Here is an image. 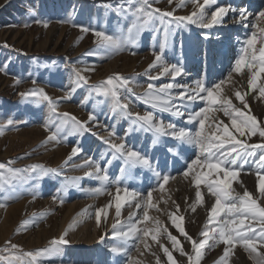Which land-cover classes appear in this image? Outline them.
<instances>
[{
  "label": "rangeland",
  "instance_id": "rangeland-1",
  "mask_svg": "<svg viewBox=\"0 0 264 264\" xmlns=\"http://www.w3.org/2000/svg\"><path fill=\"white\" fill-rule=\"evenodd\" d=\"M178 2L179 0H173V3L169 4L168 0H158L153 3V7L161 11L175 10L176 16H186L194 11L190 0L184 7H177ZM199 2L202 3L203 0ZM141 3L142 0H0V66L7 65L6 72H0V125H6L10 118L14 121L12 125L4 127L3 134L0 135V163L7 165L11 161V167L18 169L38 164L45 168L61 170L59 174L49 173L39 179L35 178L36 173H29L27 175L33 178L19 185L14 195L6 196L0 193V203L4 205L0 207V257L7 255L3 251L8 247L6 241H11L19 246V250L28 252L49 247L51 241L59 240L67 231L66 238L69 244L56 245L60 252L43 258L41 264H125L127 257L110 253L109 248L112 245L130 247L129 255L139 261V264H157V257L159 264H168L167 257L160 247L163 244L172 250L171 242L163 231L165 228L177 236L185 252L194 255L191 243L179 233L170 219L172 214L183 217L180 222L185 231L198 241L202 239L200 232L208 219V209L214 203V197L208 194L206 185L202 184L203 204H198L195 211L190 207L196 199V188L191 183V178H185L182 173L186 170L187 163L196 158L198 149L191 146H187L188 153L182 154L179 158L167 156L168 168L165 172L174 178H170L163 189L159 188L156 178L146 169L134 170L127 180V186L142 193L145 198L147 191L154 189L153 204L156 207L149 209L150 220L138 226H147L149 229L158 226L160 228L158 242L151 239L150 233L143 243L138 242L137 251L135 247H131V241L126 244L125 241L113 237V225L117 224L115 210L117 185L108 184L102 193L97 194L95 189L102 187L101 182L94 176L86 175L90 171L89 167L78 165L83 164L88 157L98 159L100 154L107 150V146L99 139L108 136L106 126L111 130L115 125L118 134L123 136L124 129L128 127L130 121L113 115L111 97L97 94L92 86L109 76L120 74L129 78L128 87L132 88V92L126 89L119 90L121 103L128 104L129 112L143 115L152 111L157 119L185 126V119L159 112L144 102L142 95L148 83H154L157 88L167 83L192 88L195 86L194 82L201 78L206 77L212 82L223 79L221 95L230 97L234 105L241 106L234 92L236 90L246 92L245 99L250 106V114L255 115L258 121L264 122V98L258 95L259 88L264 86V72L257 75L256 89L253 91L248 90L247 81L250 73L246 66L243 75L233 73L230 79L227 78L235 60L243 54L245 34L253 31L252 28L237 25L235 17L231 14L223 26L211 29H201L197 25H190L187 29L172 26L173 34L168 37V46L163 57L167 64L181 61L187 73L174 80L170 75L161 76L155 81L149 79L161 71L160 66L149 70V65L154 61L153 48L155 47L158 52L159 44L164 41V28L159 20L140 33L135 46H127L115 54L108 52L99 55L89 54L97 49V38L91 31L82 32L78 26L92 27L109 35L117 34L121 30L126 33L134 18L131 12L118 14L115 9L118 6L124 8L131 6L134 9L140 7ZM219 3L232 4L239 8L247 7L251 13L264 9V0H219ZM30 8L34 11L29 12ZM69 18L70 23L62 22ZM45 22L47 27L44 26ZM256 23L264 26V22ZM203 32L210 33V38L204 39ZM5 44L8 47H5ZM254 47L259 49V39ZM251 51L252 49H249V54ZM73 67L87 69L81 73L87 77L86 84L73 83L76 79ZM33 78L37 80L35 86L43 88L57 104L56 113L60 115L50 111L47 101L40 103L21 101L18 93L32 88ZM17 79H20L21 83L16 84ZM73 87L75 91L71 92L70 98L65 99ZM85 97L88 99L85 100ZM203 106L202 102L197 101L192 108L198 110ZM90 112L98 118L99 127L89 125L92 132L98 133V136L91 133H85L83 136L73 134L69 122V125L62 129L59 142L47 140L50 132L44 127L46 122L55 130L54 126L65 119L62 114H69L79 121H87ZM211 115L230 125L229 119L224 117L222 112H214ZM211 115L206 121V135L216 132L214 126L209 127L212 125ZM187 127L192 128V125ZM242 139L250 144L264 142L258 134ZM77 141L83 152L69 160L71 150ZM116 142L119 143V140ZM127 143L141 150L147 149L157 159L165 158L166 148L161 145L149 147L150 133H133L127 138ZM119 167V161H115L109 169L113 181L120 174ZM194 168L196 171H207L196 166ZM62 184L67 185V190L62 194L63 203H60L59 200L53 199V195ZM124 186L120 185L121 188ZM232 186L241 194L246 188L254 197L259 198L256 166L251 158ZM121 195L123 196V193ZM110 201L112 206L105 207ZM259 202L264 205V199H260ZM177 204L179 211L176 209ZM101 208L104 209L106 216L102 213V222L98 226L95 213ZM130 214L142 216V211L137 210L134 203L131 206L122 204L118 230H121L120 225H123V230L127 229ZM101 235H105L103 244L98 243ZM224 247L225 245L221 243L214 248L206 249L200 264H217ZM261 251L264 252V248ZM172 255L177 264H188L187 258L178 251L173 250ZM24 259L27 264L29 258ZM4 264L8 262L5 261ZM228 264L257 262L237 245L228 259Z\"/></svg>",
  "mask_w": 264,
  "mask_h": 264
},
{
  "label": "snow or ice",
  "instance_id": "snow-or-ice-1",
  "mask_svg": "<svg viewBox=\"0 0 264 264\" xmlns=\"http://www.w3.org/2000/svg\"><path fill=\"white\" fill-rule=\"evenodd\" d=\"M154 2H158V0H142L141 6L134 9L131 6L128 8L118 6L115 9L118 14L131 12L134 18L126 33L121 30L117 34L109 35L105 31H98L92 27L78 26L82 32L91 31L97 38V49L89 54L99 55L103 52L115 54L124 50L127 46H135L140 33L153 26L156 20H159L164 28V41L159 44L158 52L155 47L153 48L154 61L149 65V70L160 66L161 71L157 76L149 77V79L155 81L161 76L170 75L174 80L178 76L187 75V73L181 61L175 64H167L163 57V53L168 46V37L173 34L172 26L175 25L177 29L181 27L187 29L190 25H197L201 29H211L215 26H223L226 18L231 14L235 17L237 25L243 28H252L253 31L250 34H245L246 38L242 47L243 54L235 60V64L229 70L227 78L230 79L233 73L243 75L244 67L246 66L250 73L247 81L248 90L253 91L256 89L257 75L260 72H264V26H260L256 22H264V9L251 13L247 7L239 8L232 4L221 5L219 0H203L202 3L199 0H190L194 11L186 16H176L174 14L175 10L161 11L159 8H154ZM168 2L172 4L173 0H168ZM187 2L188 0H179L177 7H184ZM33 11L31 8L29 9V12ZM37 22L39 23L40 21ZM62 22L70 23L71 18ZM44 26L47 27V22H45ZM202 35L204 39H209L211 34L203 32ZM257 39H259L260 43L258 50L254 47ZM4 46L8 47L7 44ZM249 49H252L251 54H249ZM257 51L259 52L258 56ZM133 54L135 53L133 52ZM6 68V64L0 66V72H6ZM85 70L87 69L82 70L73 67L76 77L75 81H73L75 85L87 83V77L81 74ZM15 83L19 84L21 80L17 79ZM36 83V78H33V87L18 93L21 101L34 103L47 101L50 111L56 113L57 104L52 101L43 88L36 87ZM223 83V79L218 82H212L206 77L196 80L194 82L195 86L192 88L175 83L162 84L157 88L154 83H148L147 89L142 95L144 102L150 104L152 108L158 109L159 112L170 113L173 117L185 119V126H179L170 121L166 123L163 119H157L152 111H148L143 115L129 112L128 104L121 103L119 90L126 89L128 92H132V88L128 87L130 84L129 78L120 74L109 76L106 80L92 86L97 94L111 97V112L113 115L127 118L130 121L128 127L124 129L123 136L118 134L115 125L111 127V130H108L106 126L105 130L108 131V136L99 137V139L107 146V150L102 152L98 159L88 157L83 164L78 165V167H89L90 171L86 175L89 177L94 176L101 182L102 187L95 189L97 194L102 193L108 184L116 183L117 185L115 195L117 224L113 225L114 238L123 240L126 244L131 241V247H135L137 251H139V243H143L150 233L151 239L158 242V233L160 232L158 226L155 229H149L147 226H138L150 220L149 209L156 207L153 204L154 189H149L145 198L142 193L135 189H130L127 186V180L134 170L146 169L156 178L159 188L163 189L170 178H174L171 177L170 173L165 172L168 168L167 156L171 155L173 159L179 158L182 154L188 153L189 149L187 146H191L198 149L195 154L196 158L187 163L186 170L182 173L185 178H191V183L196 188V199L190 207L192 211H195L198 204H203L202 184L206 185L208 194L214 197V203L208 209V219L200 232L202 239L198 241L194 240L185 231L180 222L183 217L175 214L170 216L171 223L191 243L194 255L185 252L177 236L172 235L165 228L163 231L171 242L172 250L163 244L160 247L167 257L168 264H177L172 255L173 250L185 256L188 264H200L205 250L214 248L221 243L225 247L217 264H228V259L234 253L237 245L247 251L257 264H264V252L261 251L264 248V205L259 202L260 199H264V142L250 144L245 139H242L245 137L251 138L258 134L264 141V122L258 121L255 115L250 114V106L245 99L246 92L240 90L234 92V96L241 106L234 105L230 97L222 96L221 85ZM174 90H176L175 95H173ZM74 91L75 87L71 89L65 99L70 98L71 92ZM258 95L260 98H264V86L259 88ZM87 99L85 97V100ZM197 101L202 102L204 106L195 110L192 105H195ZM214 112H222L223 116L229 119L230 125L225 124L219 117L211 115ZM62 115L65 119L54 126L55 130L50 127L48 122L45 123V129L50 132L47 140L59 142V135L62 129L69 125V122L73 134L83 136L85 133H91L94 136H98V133L92 132L89 127L90 124L99 127L98 118L93 112L89 113L87 121L76 120L75 117H70L66 113ZM210 115L212 125H209V127L214 126L216 132L206 135V121L209 120ZM13 123L14 121L10 118L7 120L6 125H0V135L3 134L4 127ZM187 125H192V128H188ZM133 133H150L151 144L149 147L155 148L157 145H161L166 148L165 158L163 160L157 159L147 149L141 150L135 145L128 144L127 138ZM213 136L215 137L214 139L212 138ZM165 138L170 139L166 140ZM116 140H119V143ZM169 144L171 146H168ZM82 152L83 148L77 141L68 159L71 160L72 157L78 156ZM257 155L258 159H256ZM250 158L256 166L259 198L254 197L246 188L241 194L232 186L233 181L238 179L245 165L249 164ZM115 161L120 163V174L113 181L109 175V169ZM11 163V161L7 165L0 163V193H4L6 196L14 195L19 185L27 183L28 179L33 178L27 175L29 173H36L35 178L39 179L49 173L59 174L61 171L60 169L45 168L43 165L38 164L18 169L11 167ZM194 166L207 169V171H196ZM121 184L125 186L121 188ZM66 190L67 185L62 184L61 188L57 189L56 194L53 195V199L63 203L62 194ZM121 193H123V196ZM33 196L35 198V193H33ZM133 203L137 210L142 211V216L130 214L127 229L123 230V225H120L121 230H118L122 204L131 206ZM3 206L0 203V207ZM111 206L112 202L110 201L105 207ZM176 209L179 211L178 204ZM102 213L106 216L103 208L96 210L95 217L98 226L102 222ZM210 225L212 226L210 227ZM66 236L67 231L61 235L59 240L54 239L51 241L49 247L28 252H23L19 250L18 245L11 243V241H6L8 247L3 249V251L7 255L0 257V264H4L5 261L8 264H25V257L29 258L27 264H41L43 258L60 252V248L55 247L56 245L69 244ZM104 240L105 235H101L98 243L103 244ZM145 247H147V244H145ZM109 251L113 255L122 254L127 257L125 264H139V261L129 255L131 248L128 246L112 245ZM157 264H159L158 257Z\"/></svg>",
  "mask_w": 264,
  "mask_h": 264
}]
</instances>
